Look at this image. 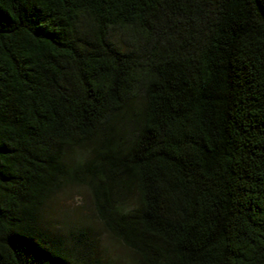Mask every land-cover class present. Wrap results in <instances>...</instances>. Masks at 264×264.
<instances>
[{
	"label": "trees",
	"instance_id": "1",
	"mask_svg": "<svg viewBox=\"0 0 264 264\" xmlns=\"http://www.w3.org/2000/svg\"><path fill=\"white\" fill-rule=\"evenodd\" d=\"M69 185L139 264H264V0H0V264H109Z\"/></svg>",
	"mask_w": 264,
	"mask_h": 264
},
{
	"label": "rangeland",
	"instance_id": "2",
	"mask_svg": "<svg viewBox=\"0 0 264 264\" xmlns=\"http://www.w3.org/2000/svg\"><path fill=\"white\" fill-rule=\"evenodd\" d=\"M91 155L90 147L66 151L65 160L70 166L83 163ZM42 222L50 232L69 237L82 235L83 241L93 240L95 253L109 264H139L137 257L115 241L98 221L92 198L86 188L69 185L50 200L42 212Z\"/></svg>",
	"mask_w": 264,
	"mask_h": 264
}]
</instances>
